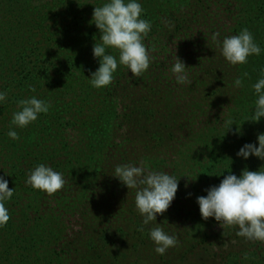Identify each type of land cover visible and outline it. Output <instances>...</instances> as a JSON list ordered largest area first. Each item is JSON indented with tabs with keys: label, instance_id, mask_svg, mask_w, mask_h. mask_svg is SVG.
<instances>
[{
	"label": "trees",
	"instance_id": "16d2710c",
	"mask_svg": "<svg viewBox=\"0 0 264 264\" xmlns=\"http://www.w3.org/2000/svg\"><path fill=\"white\" fill-rule=\"evenodd\" d=\"M0 264H264V0H0Z\"/></svg>",
	"mask_w": 264,
	"mask_h": 264
},
{
	"label": "rangeland",
	"instance_id": "374dc122",
	"mask_svg": "<svg viewBox=\"0 0 264 264\" xmlns=\"http://www.w3.org/2000/svg\"><path fill=\"white\" fill-rule=\"evenodd\" d=\"M163 227H165L166 226V224H164V225H162ZM168 226V225H167ZM169 228H170V226H168ZM162 229V231H158V233H159V235H160V237H163V236H167L168 235V229H166V231H164V228H161ZM164 243V242H163Z\"/></svg>",
	"mask_w": 264,
	"mask_h": 264
}]
</instances>
